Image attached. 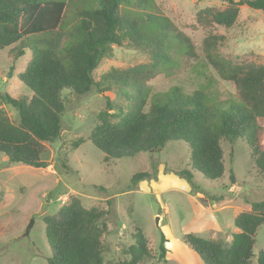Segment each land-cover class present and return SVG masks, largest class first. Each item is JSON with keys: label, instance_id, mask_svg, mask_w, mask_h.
Returning <instances> with one entry per match:
<instances>
[{"label": "trees", "instance_id": "obj_1", "mask_svg": "<svg viewBox=\"0 0 264 264\" xmlns=\"http://www.w3.org/2000/svg\"><path fill=\"white\" fill-rule=\"evenodd\" d=\"M221 7L198 10L195 23L204 29L231 28L241 6L264 15V0H218ZM224 36L204 38L201 54L219 79L230 82L239 102L209 92L212 82L191 94L174 86L151 92L147 83L162 70L177 69L183 59L198 58L188 36L162 15L153 0H0V50L9 48L15 58L30 52L17 79L31 96H0V105L13 108L14 124L0 110V154L11 166L46 168L41 159L46 144L60 139L66 111L63 91L84 96L115 93L126 100L113 106L107 97L96 114L88 140L105 160L133 158L162 150L168 142L181 141L189 148V169L180 172L188 181L197 173L216 180L224 173L222 142L240 139L248 148L255 168L264 175V146L259 121L264 120V63L235 64L223 57ZM124 44L146 51L148 63L111 68L98 78L94 71L112 47ZM200 75H204L200 73ZM83 141L74 143L76 148ZM148 173H137L135 185ZM229 180L235 183L231 172ZM107 212L86 208L77 197L54 214L43 217L50 246L47 264H147L153 258L140 226L134 243L123 249L122 259L106 257L102 242L107 233ZM236 232L229 244L184 234L182 242L202 264H264V251L253 261L256 233L264 224V200L234 216ZM167 240L161 235L159 259L167 262Z\"/></svg>", "mask_w": 264, "mask_h": 264}, {"label": "rangeland", "instance_id": "obj_2", "mask_svg": "<svg viewBox=\"0 0 264 264\" xmlns=\"http://www.w3.org/2000/svg\"><path fill=\"white\" fill-rule=\"evenodd\" d=\"M162 15L192 41L198 58L183 59L177 69L161 71L147 86L151 92H165L177 86L191 94L206 77L212 82L209 92L222 99L239 102L232 83L219 79L205 63L201 46L205 37L224 36L220 54L235 64L264 63V15L241 6L231 28L204 29L195 23L198 10L217 6L218 0H153ZM9 48L0 50V96L30 97L31 92L18 79L30 58L29 50L15 59ZM142 49L124 44L113 46L96 70L98 78L111 68H128L148 63ZM203 73L204 75H200ZM66 111L62 116L60 139L46 144L41 159L46 168L11 166L0 154V264H47L50 246L45 235L43 217L54 214L71 197L80 199L86 208L107 212V233L102 242L106 257L122 259V251L134 243L132 234L140 226L153 256L147 264H202L182 242L184 234L229 244L237 231L234 216L248 210L252 202L264 200V175L255 168L247 146L237 139L222 142L224 173L216 180L194 173L188 181L180 172L189 169V148L181 141L168 142L160 151L144 152L133 158L105 160L101 151L88 140L96 124V114L105 107L108 97L113 106L127 102L115 93L100 94L95 89L84 96L63 91ZM0 110L14 124L16 111L7 105ZM264 146V120L259 121ZM83 141L76 148L74 143ZM233 173L235 183L229 180ZM137 173L149 176L131 185ZM65 200V201H63ZM64 202V203H63ZM161 235L165 237L167 262L159 259ZM264 251V224L256 233L253 261Z\"/></svg>", "mask_w": 264, "mask_h": 264}, {"label": "built area", "instance_id": "obj_3", "mask_svg": "<svg viewBox=\"0 0 264 264\" xmlns=\"http://www.w3.org/2000/svg\"><path fill=\"white\" fill-rule=\"evenodd\" d=\"M63 201H65V200H63ZM64 203V202H63Z\"/></svg>", "mask_w": 264, "mask_h": 264}]
</instances>
